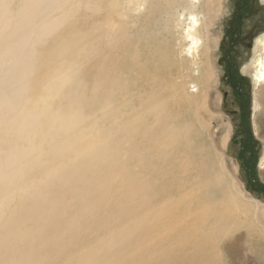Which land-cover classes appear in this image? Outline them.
Here are the masks:
<instances>
[{
	"label": "bare ground",
	"instance_id": "obj_1",
	"mask_svg": "<svg viewBox=\"0 0 264 264\" xmlns=\"http://www.w3.org/2000/svg\"><path fill=\"white\" fill-rule=\"evenodd\" d=\"M221 1L0 0V264L260 259L264 204L225 157L232 127L217 146L206 131Z\"/></svg>",
	"mask_w": 264,
	"mask_h": 264
},
{
	"label": "rangeland",
	"instance_id": "obj_2",
	"mask_svg": "<svg viewBox=\"0 0 264 264\" xmlns=\"http://www.w3.org/2000/svg\"><path fill=\"white\" fill-rule=\"evenodd\" d=\"M220 5L223 15L210 28L209 35L212 38L216 35L218 40L213 57L217 85L212 98L219 97L216 98L219 101L213 102L212 108L221 117L220 120L216 117L211 119L206 131L217 146L221 122L231 125L225 157L237 167V179L242 183L246 195L264 204V181L261 177L264 168L260 166L264 141L258 136H264V115L259 111L254 116L255 85L252 70L253 61L260 53L259 49L255 51L254 48L264 32V4L261 0H222ZM199 13L200 17L205 15L201 9ZM171 59L169 56L168 60ZM259 116L261 123L257 121ZM255 125L257 128L259 126L257 133ZM209 136L205 133L202 139L208 140ZM207 145L210 143L207 142ZM262 263L264 249H260V259L243 258L241 254L236 256V264Z\"/></svg>",
	"mask_w": 264,
	"mask_h": 264
},
{
	"label": "flooded vegetation",
	"instance_id": "obj_3",
	"mask_svg": "<svg viewBox=\"0 0 264 264\" xmlns=\"http://www.w3.org/2000/svg\"><path fill=\"white\" fill-rule=\"evenodd\" d=\"M261 2L264 4V1L263 0H261Z\"/></svg>",
	"mask_w": 264,
	"mask_h": 264
}]
</instances>
